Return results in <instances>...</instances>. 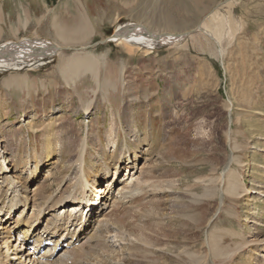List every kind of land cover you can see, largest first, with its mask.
I'll return each mask as SVG.
<instances>
[{"label":"rangeland","instance_id":"374dc122","mask_svg":"<svg viewBox=\"0 0 264 264\" xmlns=\"http://www.w3.org/2000/svg\"><path fill=\"white\" fill-rule=\"evenodd\" d=\"M28 1L4 0L0 44L15 41V30L18 42L39 38L57 43L50 26L51 17L55 13H70L75 4L86 11L95 32L84 52L101 62L97 83L86 75L67 85L58 75L60 60L72 56L75 53L72 50H63L52 60L36 63L35 67L0 71V145L3 140L15 148L9 153L11 156L8 155L13 159L8 168L14 165L17 172L20 171V166L25 165L19 164L20 160L32 156L34 149L37 150L36 157L40 156L42 141L37 132L55 119L57 125L61 123L64 127L60 129L58 126L59 133L54 142L61 160H72L71 150L73 154L78 153L82 139L87 143L84 148L85 170L89 175L86 177L81 173V162L78 175L82 179H96L95 189L107 190L110 189V178V182H117L114 181V173L119 170L116 176L119 177L118 183L116 187L114 184L111 186L114 185L110 193L113 200H108L107 209L103 212L105 216L98 222H103V230L97 236L101 234L104 244H95V239L91 242L85 240L76 248L98 249L89 260L91 264H102L103 259L116 257L122 249L126 250L125 247L142 257L146 255L145 250L147 255L153 252L147 257L159 264L166 263L161 251L177 262L174 264H190L189 256L198 254L204 264H247L249 259L264 262V1L232 0L231 7L224 5L227 0H201L199 5L190 0H37L35 5L28 4ZM216 8V23L220 19L224 21V33L217 39L208 29L206 32L195 29ZM163 17H170V24H165ZM19 18L23 21L27 18L25 28L18 26ZM130 21H142L149 30L157 33L166 30L188 34L183 35L178 43L154 44L150 46L151 50H148V45L138 44L133 46L132 55L123 43L107 41L118 25ZM106 65L124 69V76H121L116 90L111 92H105L101 85V74ZM17 76L27 78L29 86L14 94L3 84L10 77ZM227 102L232 104L231 115L227 113ZM87 103L91 109L89 115L82 110ZM123 112L129 118L127 123L132 124L134 119L138 133L124 129ZM229 119L231 125H228ZM110 131L116 134L115 141L114 136L111 137L116 144L115 154H109L113 148L111 146L110 149L108 144ZM130 135L140 140L146 137L155 157L143 156L133 163L134 158L130 160V154L136 149L130 142ZM148 146L145 144L144 149ZM112 156L119 162L122 158L129 159L132 164L123 160L121 167L119 162L115 167L114 162L110 164ZM106 159L107 170L103 168ZM227 162H230V172L240 187L234 196L222 193V186L226 184L224 179L217 180ZM28 165L31 169L21 175L22 179L17 173L15 181L26 188L29 206L23 212V207L18 208L13 219L22 215L27 219L34 215L38 217L36 204L39 202L36 203V199L40 198L46 206L51 201H46L50 195L54 197L57 192H62L77 177L75 170L52 174L48 168L42 170L41 167L36 172L38 178L31 182L34 165ZM95 171L99 175L105 174L101 175L103 180L99 175L94 176ZM16 182L12 186L20 190ZM154 182L160 191H150ZM1 183L0 180V186ZM168 187H174L170 198L177 201L201 198L210 190L219 191L218 197L201 210L198 224L191 225L189 233L184 236L194 240L186 247L188 251L183 247L172 249L157 244L163 238L155 241L154 220L147 222L149 227H144L149 213L164 211L161 201L165 199L163 190ZM1 189L4 191L6 188L2 186ZM137 189L145 192L139 196V201L130 205L127 202L121 219L112 218V212L120 206L115 204L121 194L129 197V193ZM42 192H45L44 199L40 196ZM98 193L96 191V197ZM100 195L109 197L104 191ZM216 203L220 209L207 226ZM69 205L74 206V203ZM112 219L115 224H112ZM162 224L171 223L163 220ZM171 226L177 229L180 225ZM255 230L262 233L255 234ZM96 232H91L88 238ZM129 232L136 234L138 239L139 236H150L151 245L146 246L134 237L128 238L129 243L122 242L120 239L126 238ZM214 233L226 240H221L220 244L227 257H231L229 262L210 256L207 241ZM16 234H10V239L14 240ZM5 246L9 245L0 239V251L5 252ZM105 249L107 251L104 252ZM234 253L237 255L233 256ZM98 255L99 258L96 257ZM57 259L49 261V264Z\"/></svg>","mask_w":264,"mask_h":264},{"label":"bare ground","instance_id":"6f19581e","mask_svg":"<svg viewBox=\"0 0 264 264\" xmlns=\"http://www.w3.org/2000/svg\"><path fill=\"white\" fill-rule=\"evenodd\" d=\"M21 1H23V0H21ZM190 1L193 4L199 5L201 0H190ZM231 1L232 0H227L226 2H224V5L231 7ZM262 1H264V0H262ZM3 2H4V0H0V22L2 21ZM36 2H37V0H29L28 4L35 5ZM70 10H71L70 13H69V11H67L65 13V15H63L64 13H62V15H60L59 13H55L53 15V18L51 17L50 26H51V29L53 32V37L57 43L45 41L42 39L40 40L39 38H35V39H31V40H24L23 39V40L18 42V41H16L18 39L17 38L18 33H17V30H15L14 31L15 41H9V42H5V43L0 44V71H8V70L21 71L27 66L35 67L36 63H38L40 61H45V60H52L53 57H56L57 54H59V52H61L63 50H72L75 52L72 54V56L70 55V57H68L62 61L60 60V63L58 66V71H59L58 75L60 74L61 78L65 81V83L67 85H71V84L77 82L78 80L85 77L86 75L90 76L97 83V81H99V71L101 68V62H99L96 58H94L90 54L84 52V50L87 49V45L89 44L90 40L93 38V35L95 34L94 28H93L92 23H91L92 21H90L89 16L86 13V11L84 9H83L84 11L79 9L77 7V5L73 4V8H71ZM216 10H217V8L209 14L208 19H204L195 29L200 30V31L205 30L204 32H206V29H208V30H210V32L213 33L214 37H216V39H217V38L221 37L222 32L224 33V31H222L224 21L222 19H220V20H218L219 22L216 23V19L214 18L216 15L215 14ZM25 17H26V15H25ZM161 19H163L165 24H170V21H171L170 17H163ZM26 23H27V18L24 21L20 20V18H19L17 24H18V26L20 25L22 28H25L27 25ZM160 23H162V21ZM185 34H188V32L184 31V34H183L182 32L174 33V32H170V31L165 30V31H161V32L157 33V32L149 30L147 28V26H145L143 24L142 21L141 22L130 21L124 25H118L115 28L113 34L107 38V41H108V43L109 42L110 43L121 42L127 48L128 52L131 53L133 46H136L138 44L148 45V47H149L148 50H151L153 48H151L150 46H153L154 44L165 45V44H171V43H175V42L178 43L180 41V39H182L183 35H185ZM132 55H133V52H132ZM38 65H43V64H38ZM123 70H124L123 68H114L111 65L105 66V70L103 71V74H101L102 75L101 85H102L103 90H105V92H111V90H116L118 82L121 81V79H122L121 76L124 73ZM3 86L6 90H9L11 93L17 94L19 92V90L23 89V91H24V89H27L29 86V82H28L27 78H25V77H21V76L10 77L9 79L5 80ZM147 92H148V90H147ZM131 100H133V99H131ZM231 106H232L231 103H229V102L226 103V109L228 111L227 113H229L230 115H231V109H230ZM82 110L84 112H87V113L89 112L87 115L91 114L90 105L88 103L86 106L82 107ZM59 111H60V109L57 112H59ZM125 113H124V117L121 118L123 121L122 124L125 126L124 129L127 128L129 131L133 130V131H136L138 133V129H137L138 127L134 124V119L132 121L133 122L132 124L127 123V120L129 118L126 116ZM110 122H112V121H110ZM228 125H231L230 119L228 120ZM58 126L60 129L64 128L61 125V123L57 125L55 122V119L54 120L52 119L43 129H41L40 132H37V133H40L39 135H40L41 141H42L41 154L39 157H36L37 150L34 149L33 151H31L32 156H26L25 158H22V160H20L19 164L22 163L25 165L20 166V169L21 168L22 169L18 172H17V169L14 165L12 166V168L7 167V166L11 165V163L13 162V159H11V157L8 158V155L11 156L10 154L13 151H15L14 150L15 148L13 149L12 146H10L7 141L2 140V142H1L2 145H0V166H1L0 175H2V176H0V178L1 177L2 178L0 180L3 183V186L8 187L7 191L8 192L10 191V194H8V193H7L8 195L5 194V198L1 202V204L3 206L0 209V211L4 208L5 205H8V210L11 208L16 209L17 207H19L20 204H21V206H25V203H26V206L27 205L29 206V203H28L29 202V196L26 197V195H25L27 193L26 188L24 186H21V185L19 186V183H17L15 181V179L17 178V173L20 174V178L22 179L21 175H23L24 172H27L31 169L29 167L30 165H28L30 163H32V165H34L32 168H33V172H35V173L32 172V175L30 174L32 176L31 182H34L38 178V174L36 172H38L39 168L41 169V167H42V170L44 168H48L52 174H55V173L61 174L63 172L69 171V170H72V171L75 170L76 176H77L74 178L75 182L71 186H69V184H68L66 186L67 189L64 186L65 188L63 189V191L62 192L60 191L61 193L59 192L61 195H59L58 192L54 197L52 195H50L46 199V201H48V200H51V201H49L48 204L46 203L47 204L46 206L43 205V201L39 200L40 198L36 199V203L39 202L38 204H36L37 210H40L41 206H42V208H44V210H46V209L49 210L52 208L56 209L57 207L61 206L60 209L63 210L66 208V205H69L71 202L73 203V201L76 200L74 198V197H76V194H77L78 200L82 199L81 203H83L84 201H87V203H88V195H91V192H93L95 190L99 191L100 193H102V191H104V194L107 193V196H109L107 198L105 204H101L103 206L100 205V208L105 207L106 203L109 199L113 200V198H110V192L109 191L107 192L106 190H100L99 188L98 189L94 188V187H96V184H97L96 179H92V180L89 178L77 179L79 177L78 173H79V168H80L81 162H82L81 173L85 174L86 177H87V175H89L87 173L88 170L87 169L85 170L86 163H87L86 157H85L86 153L84 152V148H86V144H87V143L85 144L86 141L84 142L85 139L84 140L82 139L83 143H82L81 147L79 148L78 153L73 154V151L71 150L70 157H72L71 158L72 160H67V159L61 160L59 158L61 154H59V152L57 150V145H55V143H54L55 139H56V135H57V133H59ZM31 129L33 130L34 133H36L32 127H31ZM60 132H62V131L60 130ZM93 132H95V131H93ZM19 133H17V134L19 135ZM112 136H114V137H112ZM115 136H116V134L114 133V135H113V131L109 132V136H108V138H110V142L108 140L109 148L111 146H113L112 151L109 154H115L116 153L117 149H116V144L114 142ZM111 137L114 139V141H112ZM129 138H130V142L132 141V143L135 144L134 147L136 149L132 154H130V160H131V158H134V161H132L133 163L139 161V159H141L143 156H145V158L148 157L150 159L155 157V155L153 154L154 150L152 149L149 141L147 139H145L146 137H144V139L142 138L140 140L135 135H130ZM145 144L149 145L148 147H146L147 149H144ZM128 148H130V147H128ZM101 156H102V154H100V157ZM128 158L126 157V159H128ZM123 160L124 159L122 158V160L120 159V162H119L117 157L112 156V159L110 160V164L112 162H114L115 163L114 165L116 167L118 165V162H119V167H121L123 165ZM128 160H124V161L129 162ZM28 161H29V163H28ZM104 162L105 163H104L103 168L106 170L109 169V165H107L108 164L107 159ZM14 163H16L15 159H14ZM42 163L47 164V165L41 166ZM130 163L131 162H129V164ZM229 163L230 162H227V164L223 166V169H222L220 175L218 176L217 180L219 181V179H220L222 181L224 179V183L226 184V186H222V191H221L222 193H224L225 195L234 196V195H237V191L239 190L240 187L238 186V182H237L236 177L234 176V174H232L230 172V167L228 166ZM125 168L127 169L128 167L126 166ZM116 171H117V173H114V177H115L114 181L116 182V180H117L116 183H118L119 177L116 178V176L119 175V170L117 169ZM30 173H31V171H30ZM98 175H99L98 171H95L94 176H98ZM101 175H103V174H100L98 177H100L101 180H103V176L105 174L103 176H101ZM110 180L112 181V178H110L108 180V185L111 184L110 185V188H111V186H112V184H114V182H110ZM83 181H86V182H83ZM14 182H16L15 184H17L18 187L21 188L20 190L17 189L16 187H14V188L9 187ZM116 183L114 184L115 187H116ZM155 184L156 183L154 182V184L151 185L152 190H150V191H155L157 189L160 191V187L158 185H155ZM85 186L88 188V190L84 189ZM59 188L60 187H58V189ZM173 189H174V187H168V188H165L163 190L164 195H165L164 196L165 199L162 200L161 202H162V207H163L164 211L159 212V210H158V211L151 212V214L149 213L145 217L146 218L145 224H147V222H151L152 220L155 221L154 225H152L156 229L154 231V234L156 235L155 241L159 240L160 237L163 238V239L159 240V242H157V244L160 243V244H163L162 246L170 247L172 249H177L176 247H179V248L183 247L184 251H188L186 247L187 246L189 247L194 242V240L187 238V237H184V236L189 233L191 225L196 226V223L198 224V220L201 218V216H200L201 210H204V208H203L204 206L210 205V203L213 202V199L218 197L219 191L218 190H216V191L210 190L206 194H204V196H202L201 198L189 199L188 201H183V200L177 201L173 198H170V197H172L171 192H173ZM35 190H34V195H35ZM44 193L45 192H42L40 194L41 199H44ZM144 193H143V191H140L139 189H137V191L134 190L131 194L129 193V197L126 194H121L120 198L117 199L118 202H116V204H115L116 206L117 205L118 206L120 205V206L117 210L114 209V211L112 212V218L118 219V220L121 219V216H123V211L126 208V203L128 202L129 203L128 205L133 204V203H137L139 201V196L143 195ZM19 194L22 196L23 201L17 199V197L19 198V196H18ZM250 194H254V192L250 191ZM34 195H33V197H34ZM11 198H12V200H11ZM22 198H20V199H22ZM128 198H130V199H128ZM125 199L126 200L128 199L129 201L127 200L126 202H124ZM34 200H35V198L33 199V201ZM8 202H9V204H8ZM71 208H72V212H75L78 210V208H76V207H70V209ZM219 209H220V205L216 203L214 213L211 216V218L208 220L207 226L212 223L213 217L215 216V214H217ZM9 211H7V212H9ZM49 211H51V210H49ZM69 212L70 211H68V213ZM162 212H164V213H162ZM88 218H89V220H87V222H86V224H87L85 226L86 228H88L91 225L92 216H88ZM22 219L24 220L25 218H22ZM69 219H71V216L69 217ZM114 219H112V224H115ZM33 220L34 219H30V220L27 219V221L24 225L31 224L33 222ZM163 220L169 221L171 224H175V225L178 224L180 226H177V229H173L171 224H165V225L162 224ZM148 225L149 224L144 225V227H146V226L149 227ZM166 226H169V227H166ZM66 228H67L66 225H60V226L58 225L57 226L54 223L53 226H51L49 228H45L44 231H46V232H43L41 237L44 238L45 241H51L54 238L53 236L61 237L63 235V231H67ZM102 228H103V222L99 224V226L96 230L97 232L92 234L87 239V242H91V241H93V239H95V241H94L95 244L100 245V244H102V242L104 244V238L101 236V234L99 236H97V233H99L103 230ZM255 232H256L255 234L262 233V231H256V230H255ZM25 233H26L25 237L27 238L28 237V234H27L28 231H26ZM129 237L136 238L137 241L139 240V241L143 242L146 246L151 245L150 241L152 240V238H150V236L149 237L145 236V238L139 236V239H138L136 234H134V233L132 234L130 232L128 233L126 238H121L120 240H122V242L126 241L129 243V239H128ZM221 240H222V242L226 241L225 239H223V237L221 235H217L215 233L211 234V236H209V242L207 241L208 252L210 253V256H212L216 260H220L223 262H229L231 257H229V258L227 257L228 254L226 253V250L222 247V244H220ZM58 244H59V242L55 243L54 247L58 246ZM202 245H204V244H202ZM54 247H53V249H54ZM144 248L145 247L142 246V249H144ZM53 249L48 251V253H51L50 256H48V258H51ZM124 249H126V250L123 251V249H122L121 250L122 253L117 254L116 257L112 256V258H110V259H107V260L103 259L102 264H146V263L159 264L157 260L155 262V260L150 261V259H148L147 256L152 255L153 252L152 253L150 252L147 255L146 250H145L144 253L146 255L144 257H142V256L134 253L132 250H129L130 249L129 247H125ZM4 250H5V252L0 251V263L1 264H10L11 260H13L15 258V256H14L15 250L11 249L10 246H5ZM96 250H98V249H96ZM96 250L94 251V247L89 249V250H86V249L78 250L77 248L76 249L72 248V249L64 252L63 255H61L59 257V259L56 258L57 260L52 262L51 264H91L89 262V260H90V258H92L93 256L96 255L95 254ZM70 251H73L72 254H70ZM105 251H107V249H105L104 252ZM155 251H157V250H155ZM235 251L236 250H234V252ZM205 252H207V251H205ZM160 254L165 259V262H166L165 264L177 263L167 253L161 251ZM31 255L32 254L27 255L28 259L31 257ZM46 255H47V253L44 254L43 257ZM199 255L200 254H198L197 256L190 255L189 256L190 257V259H189L190 264H204L205 262H201L203 258L200 257ZM235 255H237V254L234 253L233 256H235ZM96 257L99 258V255ZM117 257H119V261L117 260ZM259 257H263V256H259ZM262 259H264V258H262ZM28 263H34V260L30 261V259H29ZM45 264H49V261H46ZM242 264H244V263H242ZM247 264H264V262L261 260H255V262H254V261H251V259H249Z\"/></svg>","mask_w":264,"mask_h":264}]
</instances>
